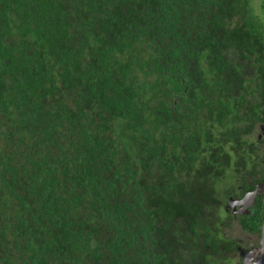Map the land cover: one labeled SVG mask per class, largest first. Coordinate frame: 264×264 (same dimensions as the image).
<instances>
[{
  "label": "trees",
  "instance_id": "16d2710c",
  "mask_svg": "<svg viewBox=\"0 0 264 264\" xmlns=\"http://www.w3.org/2000/svg\"><path fill=\"white\" fill-rule=\"evenodd\" d=\"M262 42L251 0H0V264L243 259Z\"/></svg>",
  "mask_w": 264,
  "mask_h": 264
},
{
  "label": "flooded vegetation",
  "instance_id": "af4514ba",
  "mask_svg": "<svg viewBox=\"0 0 264 264\" xmlns=\"http://www.w3.org/2000/svg\"><path fill=\"white\" fill-rule=\"evenodd\" d=\"M260 46L264 49V42ZM247 65L251 79V73L255 71V68L251 67V60ZM258 91H255L253 95V98L258 100V105L255 106V103L239 105L243 121L238 124V129L241 128V135H236L238 136L237 141L238 139L250 140L248 147L244 146L247 147L246 152L249 154L253 148V152H255L251 154L253 160L247 166L246 173L242 175L241 182L233 185L232 191L230 188V191L233 192L232 195L229 194L230 196L226 197L227 193L222 189L221 200L224 202L223 209L229 216H232V229H234L235 224L237 225L236 222H241L243 217L251 221V225H253L259 216L257 215L259 209L263 215V221L259 231H252V229L249 235L243 234L242 237L245 239L240 252L244 251L246 254L243 259L239 255L234 258L232 260L234 264H260L259 261L261 262L262 259L264 261V251L261 244L264 224V83L258 86ZM251 141L254 143L252 147ZM237 143L239 146L241 145L239 142Z\"/></svg>",
  "mask_w": 264,
  "mask_h": 264
},
{
  "label": "rangeland",
  "instance_id": "374dc122",
  "mask_svg": "<svg viewBox=\"0 0 264 264\" xmlns=\"http://www.w3.org/2000/svg\"><path fill=\"white\" fill-rule=\"evenodd\" d=\"M251 4L253 9L257 12V15L260 19V26L263 28V42H264V0H252Z\"/></svg>",
  "mask_w": 264,
  "mask_h": 264
},
{
  "label": "water",
  "instance_id": "95a60500",
  "mask_svg": "<svg viewBox=\"0 0 264 264\" xmlns=\"http://www.w3.org/2000/svg\"><path fill=\"white\" fill-rule=\"evenodd\" d=\"M261 244H262V246H263V251H264V224H263V234H262V242H261ZM263 251H262V252H263ZM262 257H263V256H262ZM259 263H260V264H264L263 259H262L261 262L259 261ZM256 264H258V263H256Z\"/></svg>",
  "mask_w": 264,
  "mask_h": 264
}]
</instances>
